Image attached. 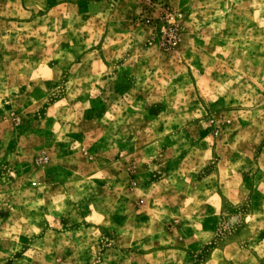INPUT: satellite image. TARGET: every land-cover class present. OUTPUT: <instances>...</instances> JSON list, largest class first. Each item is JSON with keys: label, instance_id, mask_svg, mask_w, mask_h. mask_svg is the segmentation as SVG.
<instances>
[{"label": "rangeland", "instance_id": "obj_1", "mask_svg": "<svg viewBox=\"0 0 264 264\" xmlns=\"http://www.w3.org/2000/svg\"><path fill=\"white\" fill-rule=\"evenodd\" d=\"M0 264H264V0H0Z\"/></svg>", "mask_w": 264, "mask_h": 264}]
</instances>
